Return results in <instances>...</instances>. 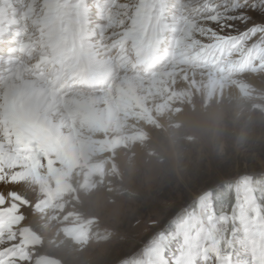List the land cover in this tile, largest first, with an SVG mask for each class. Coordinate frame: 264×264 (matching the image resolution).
I'll return each mask as SVG.
<instances>
[{
  "label": "snow or ice",
  "instance_id": "1",
  "mask_svg": "<svg viewBox=\"0 0 264 264\" xmlns=\"http://www.w3.org/2000/svg\"><path fill=\"white\" fill-rule=\"evenodd\" d=\"M248 67L264 0H0V264H51L37 229L72 169L150 102ZM126 264H264V170L200 188Z\"/></svg>",
  "mask_w": 264,
  "mask_h": 264
},
{
  "label": "rangeland",
  "instance_id": "2",
  "mask_svg": "<svg viewBox=\"0 0 264 264\" xmlns=\"http://www.w3.org/2000/svg\"><path fill=\"white\" fill-rule=\"evenodd\" d=\"M248 73L264 76V69L218 74L224 79L205 87L202 104H184V120L176 118L181 108L169 101L171 116L164 125L163 113L132 119L126 135L119 133L127 144L116 142L110 150L97 148L85 156L83 168L98 170L93 175L99 180L81 188L82 207L64 198L54 208L58 212L46 213L39 232L46 257L63 264H117L124 256L120 264H126L142 242L166 226L202 188L200 184L259 175L264 170V82L249 86L236 79ZM204 119L208 124L202 126ZM182 182L189 185L172 190ZM58 232L66 233L74 247L54 244ZM76 233L82 237L78 244L70 239Z\"/></svg>",
  "mask_w": 264,
  "mask_h": 264
},
{
  "label": "bare ground",
  "instance_id": "3",
  "mask_svg": "<svg viewBox=\"0 0 264 264\" xmlns=\"http://www.w3.org/2000/svg\"><path fill=\"white\" fill-rule=\"evenodd\" d=\"M237 78L240 79L241 84L245 83L246 85H249V86L251 85L259 86L260 83L264 82V76H262L260 73L258 74L248 73L245 75H240L236 77V79ZM216 79L222 80L224 78H221L220 76L217 75ZM193 80L195 82H193ZM223 81L229 82L228 80H223ZM206 86H209L207 75L201 76L200 74H197L195 77L189 76V79L187 81L178 80L172 89V91L176 93L175 95H172L171 92L166 93L163 97H157L154 101L150 102L151 113L153 114L157 113L158 115L163 113L165 117L163 118V121L160 120V123H163L164 125V123L167 122L168 116H171V112L168 111V108L169 106H171V103H169V101H172L173 103L172 107H174L175 105L181 108V112L177 114L176 118L179 120L180 119L184 120L185 117L187 116L186 115L187 112H186L184 104H186L188 101L189 102L195 101V103H198V105L202 104V102L206 98V91H205ZM171 95H172V99H169L168 96H171ZM198 111L200 112L201 110L198 109ZM199 114L200 115L204 114V111L202 110ZM201 124L202 126H205L206 124H208V122H206V120L204 119L202 120ZM119 136L121 137L120 142L123 141L124 144H127L129 142L123 135L119 134ZM138 146L139 145L135 144V148L137 147L136 150L138 154L139 153L141 154V149H139ZM89 154L90 152L86 153L83 157H81L79 161L77 162L76 166L72 169L71 176L68 182V186L66 187V189L70 193L67 194L63 191L62 195L58 198V201H57L58 205H61L62 202H64V198H65L66 200H68L70 204L76 207L77 206L82 207V196L83 195H82L81 188L83 186L91 185L92 180H96V181L99 180V176L92 175L89 171L90 169L89 170L87 168L85 169L82 166L84 163H86L85 156H88ZM88 163L92 164V162H88ZM71 194L74 196L73 199L70 196ZM52 210H54V208L49 209L48 212H51ZM55 212H58V211L54 210V213ZM40 229L41 227L39 226L37 230L40 232ZM56 243H59V245L63 249L67 247L68 248L74 247L73 243L67 238L66 233L58 232L55 236L54 244ZM45 252L46 250H45V240H44L42 254L47 256ZM49 258H50L49 261L51 262V264H63V262L60 260L57 261V260H54V258L53 259L51 257Z\"/></svg>",
  "mask_w": 264,
  "mask_h": 264
},
{
  "label": "clouds",
  "instance_id": "4",
  "mask_svg": "<svg viewBox=\"0 0 264 264\" xmlns=\"http://www.w3.org/2000/svg\"><path fill=\"white\" fill-rule=\"evenodd\" d=\"M189 184H187V183H180V184H177L174 188H172V190H174V191H177V192H179V191H181L183 188H185V187H187Z\"/></svg>",
  "mask_w": 264,
  "mask_h": 264
},
{
  "label": "trees",
  "instance_id": "5",
  "mask_svg": "<svg viewBox=\"0 0 264 264\" xmlns=\"http://www.w3.org/2000/svg\"><path fill=\"white\" fill-rule=\"evenodd\" d=\"M206 186H209V185H207V184H203V183L200 184V187H206ZM193 190H196V189L194 188ZM162 198H164V197H161V199H162ZM123 257H124V256H121V257L119 258L120 260H118L117 264L122 263Z\"/></svg>",
  "mask_w": 264,
  "mask_h": 264
}]
</instances>
